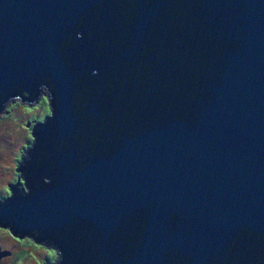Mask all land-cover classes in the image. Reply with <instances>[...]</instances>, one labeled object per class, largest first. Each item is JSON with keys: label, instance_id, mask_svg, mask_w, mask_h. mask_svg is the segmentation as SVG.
Instances as JSON below:
<instances>
[{"label": "water", "instance_id": "1", "mask_svg": "<svg viewBox=\"0 0 264 264\" xmlns=\"http://www.w3.org/2000/svg\"><path fill=\"white\" fill-rule=\"evenodd\" d=\"M41 88L8 234L55 264H264V0H0V109Z\"/></svg>", "mask_w": 264, "mask_h": 264}, {"label": "rangeland", "instance_id": "2", "mask_svg": "<svg viewBox=\"0 0 264 264\" xmlns=\"http://www.w3.org/2000/svg\"><path fill=\"white\" fill-rule=\"evenodd\" d=\"M48 101L50 98L45 88H41V100H36L35 105L9 99L0 110V202L9 198L11 186L20 183L23 188L17 166L22 165V158L27 157L32 143L31 128L42 124L51 115ZM45 246L34 243L31 236L8 234L5 225L0 224V264L55 261V252Z\"/></svg>", "mask_w": 264, "mask_h": 264}, {"label": "flooded vegetation", "instance_id": "3", "mask_svg": "<svg viewBox=\"0 0 264 264\" xmlns=\"http://www.w3.org/2000/svg\"><path fill=\"white\" fill-rule=\"evenodd\" d=\"M26 127L29 128L28 125H26ZM33 128L34 127H32L31 129H33ZM28 149H29V151L34 149L33 148V141L31 143L30 148H28ZM26 158H28V156ZM20 166H22V165L20 164ZM18 177L20 178V180H22L21 176H18ZM16 186H18V189L21 191V193L26 194V195L28 194L27 191H26V188L24 186V183H23V188H20L21 187L20 183L18 185H16ZM45 247L49 248L50 250H53L55 252V254H56V260L55 261H53V262H48L47 261L45 264H55V263H57V262H59L61 260L59 254H58L57 248L50 247V246H45Z\"/></svg>", "mask_w": 264, "mask_h": 264}, {"label": "bare ground", "instance_id": "4", "mask_svg": "<svg viewBox=\"0 0 264 264\" xmlns=\"http://www.w3.org/2000/svg\"><path fill=\"white\" fill-rule=\"evenodd\" d=\"M3 106V105H2ZM2 106H1V109H2ZM0 109V110H1ZM29 126V125H28ZM18 192H20L21 193V191L18 189ZM28 195V194H27ZM3 202V201H2ZM1 225H3V224H1ZM17 236V235H16ZM19 237V236H18ZM33 239H34V237H33Z\"/></svg>", "mask_w": 264, "mask_h": 264}, {"label": "trees", "instance_id": "5", "mask_svg": "<svg viewBox=\"0 0 264 264\" xmlns=\"http://www.w3.org/2000/svg\"><path fill=\"white\" fill-rule=\"evenodd\" d=\"M50 112H51V110H50ZM47 118H48V117H47ZM47 118H46V119H47Z\"/></svg>", "mask_w": 264, "mask_h": 264}]
</instances>
